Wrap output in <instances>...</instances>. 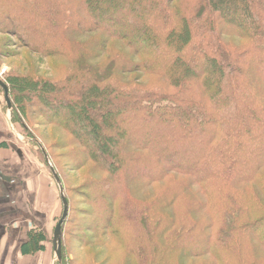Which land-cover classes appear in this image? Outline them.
<instances>
[{
	"label": "trees",
	"instance_id": "obj_1",
	"mask_svg": "<svg viewBox=\"0 0 264 264\" xmlns=\"http://www.w3.org/2000/svg\"><path fill=\"white\" fill-rule=\"evenodd\" d=\"M0 29L63 61L58 77L9 78L13 89L0 76L11 122L42 145L63 185L56 264H68L73 217L26 102L67 133L77 169L91 163L108 175L94 181L91 201L104 212L97 231L122 248L123 264H182L173 257L206 252L214 264H264L249 250L264 253V0H0ZM230 36L245 43L233 46ZM145 76L159 81L146 87ZM161 182L174 189L138 196ZM45 240L30 228L21 252L42 251Z\"/></svg>",
	"mask_w": 264,
	"mask_h": 264
},
{
	"label": "rangeland",
	"instance_id": "obj_2",
	"mask_svg": "<svg viewBox=\"0 0 264 264\" xmlns=\"http://www.w3.org/2000/svg\"><path fill=\"white\" fill-rule=\"evenodd\" d=\"M225 40L233 46H242L245 43L244 40L238 39L234 36L226 37ZM114 47L120 48L121 46L115 44ZM62 62V58L59 57L51 59L40 56L38 53L31 51L30 48H27L25 43H23L18 36L4 33L3 29H0V76L8 81L11 88L13 86L11 85L12 82L9 78L13 76H27V78H30L32 74H38L47 78L58 77L60 71H63L64 69L61 68ZM141 81L146 87H151L156 85L159 79L152 76H145L141 78ZM22 88H24V86ZM21 92H23V90ZM24 95L25 94H23V96ZM25 97H21L22 105L26 100ZM1 99H3L1 102L3 105L0 103V106H2L0 108V114H2L1 112H4L5 115L6 104L3 98V90L0 87V100ZM29 103L30 104L26 102L23 106L24 111H27V114L23 116L27 120L29 129H31L48 148L55 164L57 165L69 197L73 218L66 225V246L64 249V256L68 261V264L128 263L129 261L124 259L122 248L116 244L115 241H112L107 236L103 235L104 233L101 231L98 232V225L95 223L100 221L104 212H97L95 207L96 204L94 205L91 201L98 189V187H95L93 184L95 180H101V178L107 174L98 172V169L94 168L91 163H86L81 169H77L76 163L72 161L74 155L72 148H74L75 145L67 144L69 143L67 133L59 127L46 122L45 117L36 106L38 103H35L34 105H32L31 102ZM12 126L19 134V136L14 135L16 145L21 148L24 154L28 155L37 163L39 176L43 177L44 181V195L46 196V190L49 189V191H52V200L49 201L46 207L47 219L45 220V223L43 226L33 225L30 227H37L46 236V240L44 241L45 249L42 251L31 252L30 255L38 253V256L36 257L39 259L41 258V260H38L40 264H48L49 256H52V259L54 256L51 243L53 230L51 231L50 228L53 223L55 226L58 221L57 218L62 211V203L57 186L51 177L50 170L40 158L36 146L30 142L31 140L27 139L21 130L22 128L18 126V123H12ZM82 153L81 155L85 156V153ZM82 156L76 160H81ZM112 185L115 187L114 183H112ZM173 187L174 186L168 182H161L158 183V185L155 184L150 186L148 190L143 189L139 191L138 196L144 200L151 198V195L158 198L164 197V191L167 189L173 190ZM132 188L134 187L132 186L131 189ZM171 212L177 213L174 208H171ZM196 216L200 225L206 226L207 223L210 222V216L206 208H202L200 212L196 213ZM85 242L90 243V245L88 247L83 246ZM253 246L254 245L249 248L247 245L246 250L248 248L249 250L251 249L252 252L259 257L258 260L262 259L264 261L263 251L256 250L255 248H252ZM175 257L177 261L180 263L182 262V264L186 263V260H189V263L194 264H214L215 260L214 257L207 252L199 254L194 258H184L182 255H175L173 258ZM56 263L57 261L55 260L53 264Z\"/></svg>",
	"mask_w": 264,
	"mask_h": 264
},
{
	"label": "crops",
	"instance_id": "obj_3",
	"mask_svg": "<svg viewBox=\"0 0 264 264\" xmlns=\"http://www.w3.org/2000/svg\"><path fill=\"white\" fill-rule=\"evenodd\" d=\"M1 113L0 264H40L38 260L41 258L36 257L38 253L23 254L21 245L27 240L31 226H43L45 223L46 207L52 200V191L48 189L44 195V181L39 176L37 163L16 145L4 112ZM53 226L54 223L51 231ZM47 263L52 264V256H49Z\"/></svg>",
	"mask_w": 264,
	"mask_h": 264
},
{
	"label": "water",
	"instance_id": "obj_4",
	"mask_svg": "<svg viewBox=\"0 0 264 264\" xmlns=\"http://www.w3.org/2000/svg\"><path fill=\"white\" fill-rule=\"evenodd\" d=\"M0 87L3 90V98H4V102L6 104V111H5V119H6V123L8 125V127L12 130L13 134L16 136H19L18 132L13 128L12 123H11V102H10V98H9V94H8V87L5 84V82L1 79L0 77ZM28 140H33L35 142L38 143V146L43 154V157L45 159V162L50 170V173L52 175V178L57 186L58 189V193H59V197L62 203V212L61 215L58 219V221L56 222L54 229H53V233H52V238H51V243H52V250H53V259H52V264L53 262L56 260L57 262H60L61 260V228H62V224L64 223L66 216H67V212H68V204H67V200L65 198L64 195V189H63V185L61 183V180L58 176V174L56 173L50 159L48 158L44 148L42 147V145L36 140V139H29Z\"/></svg>",
	"mask_w": 264,
	"mask_h": 264
}]
</instances>
